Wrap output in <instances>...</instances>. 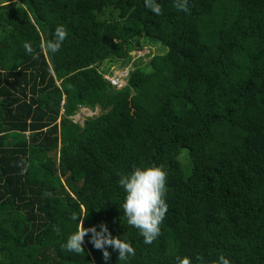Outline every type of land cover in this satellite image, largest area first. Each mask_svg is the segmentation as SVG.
<instances>
[{"label":"trees","instance_id":"obj_1","mask_svg":"<svg viewBox=\"0 0 264 264\" xmlns=\"http://www.w3.org/2000/svg\"><path fill=\"white\" fill-rule=\"evenodd\" d=\"M14 1L0 4V264H264V0H157L160 15L145 0ZM61 24L60 50H42ZM140 37L166 52L134 61ZM108 61L130 65L119 90ZM78 107L98 113L79 126ZM152 164L168 211L145 244L119 179ZM73 213L135 255L106 246L105 261L91 233L84 253L63 249Z\"/></svg>","mask_w":264,"mask_h":264},{"label":"clouds","instance_id":"obj_2","mask_svg":"<svg viewBox=\"0 0 264 264\" xmlns=\"http://www.w3.org/2000/svg\"><path fill=\"white\" fill-rule=\"evenodd\" d=\"M145 6L156 15L162 14L161 5L157 3V0H145ZM175 7L187 13L188 0H175ZM67 36V29L61 24L55 29L54 39L42 42L40 48L55 53L60 50ZM23 47L30 55L36 52L31 42L26 41ZM166 181L167 172L164 166L155 164L143 168L135 167L131 173L121 175L119 179V184L125 192L123 213L127 217L128 224L139 230L145 244H151L161 234V224L168 211V205L165 202ZM84 218L73 213L72 219L79 220L78 227L67 238L66 243L62 244L63 249L77 254L84 253L82 246L84 238L91 233L89 242L94 248L103 250L105 261L110 259L106 246L117 250L118 260L121 261H126L129 256L135 255V249L131 243L122 240L119 236L113 237L106 224H100L99 231L96 226L85 228ZM56 230L59 231V229ZM177 264H193V262L190 257L184 256L177 258ZM213 264H231V262L221 255L217 261H213Z\"/></svg>","mask_w":264,"mask_h":264},{"label":"rangeland","instance_id":"obj_3","mask_svg":"<svg viewBox=\"0 0 264 264\" xmlns=\"http://www.w3.org/2000/svg\"><path fill=\"white\" fill-rule=\"evenodd\" d=\"M8 1H14V0H0V4H8ZM15 3H18L17 1H14ZM130 45L133 47L132 51V58L134 61H138V59L141 60L142 64H144L149 57L163 55L166 52V49L156 43L150 42L147 39L140 37L137 40H132L130 42ZM115 65H110V62H103L100 67H98V71L100 73L108 72L115 70ZM131 71V69L128 67L127 71H122V74L120 70L118 71H112V75H108L107 73L103 76L106 77V80L112 81L116 88L121 89L125 84L122 82L119 84L115 79L119 78L120 76H128V73ZM121 74V75H120ZM120 75V76H119ZM108 76V77H107ZM126 83V82H125ZM56 85L61 86L60 83H57ZM134 100L136 99L134 96L132 97ZM98 109H94L93 111H89L84 108H76L75 112L69 117V120L73 124H77L79 126L82 125V122L85 118H89L92 116L97 115ZM56 156L54 155H47L46 157L38 158L37 160L42 163L43 168H47L48 165H50L53 161H55Z\"/></svg>","mask_w":264,"mask_h":264},{"label":"built area","instance_id":"obj_4","mask_svg":"<svg viewBox=\"0 0 264 264\" xmlns=\"http://www.w3.org/2000/svg\"><path fill=\"white\" fill-rule=\"evenodd\" d=\"M128 67L130 68V65L125 66L123 69H121V70H120L121 74H122V71H124V70L127 71ZM121 74H120V75H121ZM120 75H119V76H120ZM107 77H108V76H107ZM102 79H103L104 81L108 82V83L112 86L113 89H115V90H119V88H116V87H115V85L113 84L112 81L106 80V77L103 76ZM125 79H126L125 76H120L119 78H117V79H115V80H116L119 84H120L121 82H122L123 84H125V82H126Z\"/></svg>","mask_w":264,"mask_h":264}]
</instances>
